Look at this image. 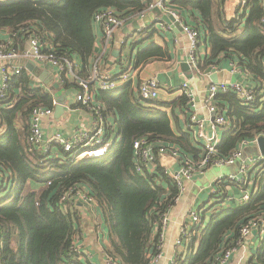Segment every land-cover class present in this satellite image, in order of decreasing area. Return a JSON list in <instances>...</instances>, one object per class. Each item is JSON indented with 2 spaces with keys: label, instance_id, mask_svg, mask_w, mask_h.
Masks as SVG:
<instances>
[{
  "label": "trees",
  "instance_id": "trees-1",
  "mask_svg": "<svg viewBox=\"0 0 264 264\" xmlns=\"http://www.w3.org/2000/svg\"><path fill=\"white\" fill-rule=\"evenodd\" d=\"M223 1H180L198 11L203 24L208 51L200 69L221 57L230 58L257 82L253 86L258 98L251 104H241L232 91L216 97L217 104L228 106L226 116L234 128L221 133L213 160L227 158L242 140L264 135V9L256 4L248 14L227 20ZM253 2L246 0L244 5ZM150 4L151 0H0V42L9 39V48L22 49L27 36H39L56 56L70 55L87 66L94 57L93 16L98 10L112 8L127 22ZM2 31L9 33L8 39L2 38ZM156 49L149 47L139 60L156 55ZM78 74L86 77L84 71ZM31 82L25 71L12 76L6 98H0V264H90L70 252L81 227L76 203L68 205L66 213L59 208L62 194L85 184L108 228L107 256L117 264H148L156 252L162 217L175 204L179 189L158 162L153 171H136L133 141L145 137L156 145L174 144L194 161L203 154L202 147L187 129L178 127L175 134L166 111L145 110L139 100L132 101L124 86L112 97L103 94L109 109L117 111L119 135L105 157L75 162L61 150L43 154L27 139L30 112L35 106L52 108L53 97ZM61 85L67 89L76 84L62 78ZM164 105L170 107L173 119L175 110L188 119L185 95ZM249 179L254 189L250 188L248 200L212 213L210 222L217 220L212 228L194 227L184 242L185 255L179 254L176 264H222L225 253L241 241V227L251 219L264 220V167L250 172ZM229 186L238 185L230 180L215 183L222 193L210 197L226 202ZM221 216L227 219L221 221ZM255 234L247 264H264V236Z\"/></svg>",
  "mask_w": 264,
  "mask_h": 264
},
{
  "label": "built area",
  "instance_id": "built-area-1",
  "mask_svg": "<svg viewBox=\"0 0 264 264\" xmlns=\"http://www.w3.org/2000/svg\"><path fill=\"white\" fill-rule=\"evenodd\" d=\"M262 1L264 2V0ZM241 3L244 4V0ZM154 7L161 8L165 14L172 18L171 24H166L163 20L156 18L161 29H180L186 36L188 47L185 62L188 64V70L193 76L199 75L202 71L199 67V62L204 58L206 52H199L201 51L200 43L203 40V27L200 29L198 26H195V24L191 25L184 21L177 9L166 5L164 0L151 2L149 8L137 16L142 19L145 14ZM262 21H264V15ZM93 23L100 26L105 42L104 44L105 46H109L115 32L124 26L125 20L118 17L112 8L106 7L98 10L94 14ZM175 24H178V27ZM144 28V25L140 26L138 31ZM134 33H136V31ZM130 37H132V34L128 35L121 43L124 44ZM9 41L8 39L6 42H0V98H6L11 77L26 71L25 62L27 60H32L38 64L51 67L53 69V75L58 82L62 83V78H71L76 84L74 100L97 113V119L91 124V127L77 129L72 133L55 131L46 135L43 130V121L53 113L56 105V99L53 98L52 108L44 106H35L32 108L30 112L29 134L27 137L28 142L43 154H58V150H61L62 153H66L69 158L75 162L105 157L108 154L112 142L110 138L106 139V129L100 117V108L93 104L94 91L92 90V86H95L101 91H114L120 87L121 84L127 83L132 77L134 70L127 66L126 70L123 69L117 76H113L112 74L98 71L95 66L90 75L82 77L77 74V69L80 68V65L76 58L65 54L60 57L56 56L49 48H45L39 36H27L22 49L9 48ZM16 60L23 61V63L13 64ZM213 69H215V67H213ZM233 71L242 72L243 69L235 66ZM160 87L161 84L155 77L143 79L138 86L139 100L142 103L157 100ZM179 91L181 95H185L189 99L191 112L188 117L187 130L189 131L190 138L200 144L203 149V154L198 160L194 161L188 155L181 152L174 144L160 143L156 145L145 137L136 138L133 141V155L136 171L141 173L144 168L153 171L159 156L168 155L175 158L179 163V169L170 172L164 168V171L172 178L179 189V195L175 198L176 204L180 194L185 190V182L191 180L196 172H202L210 165H233L239 160L240 166L238 172L234 175H221L217 177L211 188V193H222L215 188V183H220L223 180H230L242 190V194L237 200L239 202L247 201L250 196V188L254 189V183L249 179V173L252 171H259L264 167V155L258 150L257 155L245 158L243 157L242 147L249 144L250 141L257 145V138L259 135L252 137L250 140H242L239 142L238 147L227 158H217L213 160V155L217 150L216 147L221 142L220 133L224 130L234 128L232 120L226 116V110L216 105L215 98L221 93L232 91L236 94L241 104L248 105L258 98L255 87L247 86L237 80L233 82L210 81L206 86L204 98V107L208 113L207 116H200L197 113L195 97L189 87L188 81L181 83ZM260 101L262 102L263 99H260ZM260 104L262 106V103ZM228 199L229 196L226 200ZM78 200L84 201V205L86 206L93 203L95 204V199L89 192L81 187H74L61 195L59 208L63 213H66L68 205H74ZM168 211L162 217L156 252L151 256L148 264H155L163 255V238L168 223ZM199 222L200 212L198 210L190 212L189 220L182 223L180 226L179 236L175 240V245L183 247L189 234L195 232L193 228L196 227L198 229ZM191 225L192 228H190ZM253 231L258 233L260 237L264 236L263 219H251L241 227V241L236 248H232L225 253L222 264L229 259L232 252L244 244V239ZM78 237L79 234L74 237L70 245V252L75 255L77 259L88 258L90 256L89 252L76 244ZM181 255L184 254L182 253ZM178 256L179 254L173 256L170 260V264H176ZM106 261L107 264H117L108 256Z\"/></svg>",
  "mask_w": 264,
  "mask_h": 264
},
{
  "label": "crops",
  "instance_id": "crops-1",
  "mask_svg": "<svg viewBox=\"0 0 264 264\" xmlns=\"http://www.w3.org/2000/svg\"><path fill=\"white\" fill-rule=\"evenodd\" d=\"M157 1L163 0H151V2ZM180 1L184 0H164L166 5L177 9L184 21L191 25L195 24V26H198L201 29L203 24L200 20L201 18L199 12L195 9L190 10L189 8L184 7ZM242 1L243 0H224L222 5L223 17L229 20L243 13L248 14L251 7L257 6L256 4H261L264 9V2L262 0H254L252 6L251 3L247 6L244 5L247 4L246 0H244V4L241 3ZM156 18L158 17L153 16L151 11L147 12L142 19L138 16L132 17L125 22L121 29L115 32L113 40L109 46H105L104 44L105 42L100 26L94 24V57L90 60L89 65L87 64V66L77 59L80 65V68L77 69V74L79 71H84L86 76H88L93 72L94 67L96 66V69L100 72L117 76L120 72H122L123 68L129 66L134 70L133 75L127 83L121 84L118 88L126 86L128 88V97L132 101L133 98L139 100L138 86L140 82L145 78L155 77L161 84L158 99L147 103L139 101L143 104V108H145V110L150 109L166 111L170 117V126L175 134L178 133V127L181 129H187L188 119L186 120L179 110H175L176 120L173 119L170 107L164 104H172L178 100L181 96L179 86L182 82L188 81L189 87L195 97L197 113L200 116L208 115L204 107V98L207 84L210 81H213L211 77L216 80L215 82H232V78L234 77L235 80L242 82L247 86L257 84L253 76L245 71H233V68L235 66L239 67V64L237 61H233L230 58L224 59L221 57L219 61L216 60L214 62V65H210L206 69H201L202 71L199 75L193 76L188 69L182 66V63H185V56L188 47V40L186 36L180 29H161L156 21ZM135 21H137L140 26H145V33H142L141 35H137L136 33L132 34L134 32L133 24ZM130 34H132V37L122 44L121 42L124 41ZM202 35L204 37L205 33L203 32ZM1 36H3L2 38L4 39H8L9 33L2 31ZM149 47H158V49H156V55L149 57L145 61L139 60L140 55H143L140 53L147 50ZM200 49V53L208 51L204 39L200 43ZM120 58L122 60H120ZM27 62H32L37 68V75L33 74L27 68L25 71L31 77L32 86L42 87L45 91L49 92L53 98H55V92L57 89H51L46 85V81L48 80L58 82L53 75V69L49 66L38 64L32 60H27L25 64ZM19 63H23V61L16 60L13 62V64ZM213 67H215V69H213ZM68 80L72 81L71 78ZM58 83L62 87V83ZM117 89L106 93L107 91L104 92L97 89L95 86H92V90L94 91L93 104L94 106L100 108V117L102 118L101 120L106 129V139L110 138L112 142L111 145L114 141H119L117 129L118 116L116 109L112 111L109 109L105 99L103 98V94H105L106 97H112V94L119 93L116 91ZM17 91L18 89H14V92ZM75 91V86L67 89L64 88L63 93L65 94L66 99L62 105V109L59 112H55L54 107L52 115L43 121V130L46 135L55 131L72 133L77 129L91 127V124H93L95 119H97L96 112L74 100ZM215 103L218 107L225 110L229 109L228 106L217 104V100H215ZM189 109L190 114L191 108ZM158 163L170 172H174L179 169V163L177 160L168 155L159 156ZM210 166L212 167L215 165ZM206 169L207 168H205L202 172H196L191 180L185 182V190L180 194L178 202L169 209L168 223L165 228L163 238V255L155 264H170V260L173 256L182 253L184 254V246L179 247L175 245V240L179 236L181 224L189 220L190 212H195L198 208L205 211L206 208L204 207V204L211 201V191L207 195L208 197H206L207 188L204 189L203 187H200L197 194L192 196L193 189L195 185H197L196 182L205 175ZM213 185L214 182L211 184L210 190ZM80 187L89 192L86 184L80 185ZM226 191L229 195V199L226 201V204L234 205L235 203H239L237 199L242 194L241 189L237 188V186H229L226 188ZM84 204L85 203L82 200H78L76 202L78 214L81 216V227L78 232L79 237L76 240V244L80 245L82 249L89 252L90 256L87 260L90 264H107L106 248L109 245L108 228L104 222L101 210L94 203L87 206ZM100 218L102 220H100ZM255 235V233H251L248 251L245 252V264H247L253 250V248L250 247V242L255 240ZM234 257L235 255L233 254L232 257H229L227 262L224 264H236V259L234 260Z\"/></svg>",
  "mask_w": 264,
  "mask_h": 264
},
{
  "label": "rangeland",
  "instance_id": "rangeland-1",
  "mask_svg": "<svg viewBox=\"0 0 264 264\" xmlns=\"http://www.w3.org/2000/svg\"><path fill=\"white\" fill-rule=\"evenodd\" d=\"M242 152H243V157H245V158L255 156L258 154V147L256 144H254L253 142L250 141L249 144L244 145L242 147ZM239 166H240V161L237 160L233 165H222V166H216V167L215 166L207 167L205 175L200 180H198L196 182L199 187L197 185H195V187L193 189L192 196L197 194L200 187H203L204 189L207 188L206 197H208L207 195L211 191L210 186L216 180V178L221 176V175L227 176L230 174H236L238 172ZM214 198H215V195H214V197H210V200H211L210 202H206L204 204V207L206 208L205 211L200 210V208H198V211L200 212V222L198 224V228L200 227L202 229H205V228H207V226L209 228L210 227L212 228L214 226V224L217 222V220H212L210 222V215H212V213H214V212L222 211L223 209L228 208V205L226 204V202H223V203L218 202L219 198L217 200H215ZM229 206H231V205L229 204ZM220 219H221V221H224L225 219H227V217L221 216ZM100 220H102V219L100 218ZM190 228H192V225L190 226ZM250 236H251V234L244 239V244L239 247L240 249L238 248L239 250H235L233 253L230 254V256H229L230 258L232 257L233 254L235 255L234 260L236 259V264H239V263L245 264V262H246L245 261L246 260L245 252L248 251ZM258 244H259V242L257 240L255 242V246L257 247ZM196 246H197V243H196ZM250 247L253 248V242L252 241L250 242Z\"/></svg>",
  "mask_w": 264,
  "mask_h": 264
},
{
  "label": "water",
  "instance_id": "water-1",
  "mask_svg": "<svg viewBox=\"0 0 264 264\" xmlns=\"http://www.w3.org/2000/svg\"><path fill=\"white\" fill-rule=\"evenodd\" d=\"M151 14L153 16L158 17L159 19L163 20L166 24H171V22H172L171 16L165 14L162 11V9L159 7L152 8ZM175 25L178 27V24H175ZM147 26H148V24H147ZM139 27H140V24L137 21H135L133 24L134 32L138 31ZM25 66L29 71H31L33 74L37 75V68L35 67V65L32 62H27L25 64ZM182 66L184 68L188 69V64L186 62L185 63L183 62ZM211 79L213 80V82L216 81L213 77H211ZM233 81H235L234 77L232 78V82ZM46 85L49 86L51 89H53V88L57 89V91L55 92V99H56L55 112H59L62 109V107H63L62 105L64 104L65 99H66L65 94L63 93L64 88L61 87L58 82H53L52 80L46 81ZM257 147H258V150L264 155V135L258 136ZM253 233H255V232L253 231Z\"/></svg>",
  "mask_w": 264,
  "mask_h": 264
}]
</instances>
